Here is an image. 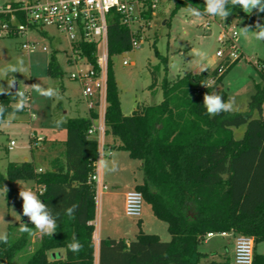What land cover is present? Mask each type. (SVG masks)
Masks as SVG:
<instances>
[{
	"label": "trees",
	"instance_id": "16d2710c",
	"mask_svg": "<svg viewBox=\"0 0 264 264\" xmlns=\"http://www.w3.org/2000/svg\"><path fill=\"white\" fill-rule=\"evenodd\" d=\"M192 4L205 12L204 0H178L177 6ZM232 15L245 16L248 24H264V13L255 10L245 14L239 6L228 4ZM10 15L0 14V23ZM83 55L96 64L97 47L94 43L79 46ZM131 33L116 18L108 27V87L106 125L107 134L118 141L117 148L129 152L141 161L144 179L136 185L153 214L167 223L171 239L162 240L157 234L139 231L132 240L101 238L98 248L94 239L96 200L89 175L98 156L96 139L88 136L91 120L87 116L67 119V137L63 155L51 160V168L39 170L33 161H12L6 175L0 171V189H8V202L14 201L11 183L34 180L42 202L59 213L58 229L53 236L42 235L27 223L31 232H20L16 238L0 242V264H11L27 247L34 250L24 264H199L208 255L200 249L208 233L230 232L253 236L255 247L264 241V62L262 82L256 83L249 109L209 116L203 107L205 93L216 92L225 100V90H216L228 70L237 62L226 61L214 70L186 73L174 80L167 78V57L162 80L163 99L158 104L142 105L130 114L121 109L119 89L113 71L112 56L131 50ZM50 76H62L64 71L53 53L47 65ZM158 73L152 70L150 87L158 85ZM210 84L205 87L203 85ZM0 94V105L13 112L16 92ZM27 105L16 113L29 109ZM246 125L242 138L234 137L233 128ZM44 186V191H38ZM72 204L79 207L74 217L64 209ZM39 233L33 242L34 234ZM75 234L83 245L72 252L68 244ZM34 243V244H33ZM57 248L65 250L64 257L51 258ZM213 264V262H212ZM254 264H264V255L256 254Z\"/></svg>",
	"mask_w": 264,
	"mask_h": 264
},
{
	"label": "rangeland",
	"instance_id": "374dc122",
	"mask_svg": "<svg viewBox=\"0 0 264 264\" xmlns=\"http://www.w3.org/2000/svg\"><path fill=\"white\" fill-rule=\"evenodd\" d=\"M223 25L238 32L236 41L241 48L242 56L228 70L216 90H225L229 97L235 98L234 111L248 110L251 96L256 90V83L263 80L261 69L264 62V41L255 40L251 34L245 39L239 34V27L251 26L250 30H254L255 26L248 24L245 16L229 15L225 20L209 15L193 17L188 14L185 6H177L175 0H163L149 18L139 46L112 56L122 112L130 114L138 105H153L162 101L161 83L166 70L160 55L167 57L166 75L170 80L186 73L202 71L193 63L195 60L193 49H201L208 53L204 69L214 70L223 65L225 59L217 55V51L223 46L220 39ZM28 40L34 42L35 46L25 49L22 45ZM70 50V42L65 33L51 25L45 26L41 31L32 30L27 35L0 36V91H7L8 84L14 79L18 90L20 88L29 96L28 110L16 113L10 123L0 124V171L4 175L10 162L24 161L26 157L30 158L37 167L50 169L55 154L60 157L63 155L61 149L56 153L53 151L52 142L56 139H65L67 119L86 116L87 103L81 94V86L79 82L71 79L70 75L77 68L88 69V65L83 62L68 64L66 52ZM53 53H56L64 71L62 76L53 77L47 73V65ZM228 53L229 51H226L225 56ZM125 59H128V64L123 63ZM20 61H23L25 70L12 73L10 68L19 67ZM154 69L159 76L158 85L150 87ZM38 83L44 88L58 89L60 98H45L25 87ZM261 114L264 115V103L262 113L258 109L253 111L254 117H260ZM61 118L63 122L58 124L57 121ZM245 131L246 125L233 128L234 137L242 138ZM38 138L42 139L38 141ZM107 139L114 146L113 160L116 161L118 170L109 172L108 175V172L103 171V178L108 186L104 192H109L111 196L107 200L108 197L103 192L101 198L97 199L95 236L109 234L134 239L135 231L139 230V220L125 214L121 190L128 189L125 188L126 184L142 182L144 172L140 160L130 157L128 151L117 148L118 141L113 140L112 136L108 135ZM11 140H15L16 144L10 150L8 146ZM105 160L108 161L109 157ZM115 181L120 184L116 185ZM21 187L37 193L34 180H17L11 183L15 197L13 202H8L5 191L0 189V232H6L11 238H16L20 234L17 228L10 230L9 227L22 221V199L19 197ZM143 206L144 210L149 208L145 201ZM149 210L148 212H151ZM153 218L163 226V230L160 227L151 228L149 219L146 218L147 231L162 236L165 231L169 239L167 223L157 217ZM33 237L35 242L39 233L34 234ZM226 239L220 234L206 237L200 249L209 255L203 257L199 264H212L213 261L216 264H234L232 247L227 244L228 248H225L223 244V241L227 242ZM33 250V245L27 247V250L20 252L11 264H24ZM256 254L264 255V241L256 245Z\"/></svg>",
	"mask_w": 264,
	"mask_h": 264
},
{
	"label": "built area",
	"instance_id": "2783aa9c",
	"mask_svg": "<svg viewBox=\"0 0 264 264\" xmlns=\"http://www.w3.org/2000/svg\"><path fill=\"white\" fill-rule=\"evenodd\" d=\"M163 0H0V14L10 15L9 21L0 23V36L27 35L32 30H43L51 25L65 33L70 42V52H66L68 64L83 62L88 69L77 68L71 72V79L79 82L81 94L87 103V117L91 125L87 131L89 137L98 143V156L95 168L89 175V182L95 190V200L101 198L108 188L103 179V170L99 161L109 157L114 149L107 139L106 109L108 87V27L116 18L121 25L129 28L131 33V47L137 48L142 40V33L148 25L149 18L154 14L159 3ZM176 2L178 0H175ZM109 18V19H108ZM220 37L223 43L217 55L226 61H235L242 56L240 46L236 41L238 32L223 25ZM84 43H94L97 47V62L93 64L82 54L79 46ZM29 40L22 47H34ZM46 49V47H44ZM229 51L225 56V52ZM128 64V59L123 61ZM42 138H38V141ZM35 142V141H34ZM16 144L10 141L11 150ZM36 144V142H35ZM42 193L44 186H39ZM144 195L134 188L125 195L124 212L129 217L138 218L142 214ZM95 226V220L92 221ZM98 248L100 238L95 236ZM230 232L219 233L222 236ZM216 233L210 232L207 237ZM255 239L253 236L234 235V264H254ZM97 264V263H96Z\"/></svg>",
	"mask_w": 264,
	"mask_h": 264
},
{
	"label": "clouds",
	"instance_id": "9594fccd",
	"mask_svg": "<svg viewBox=\"0 0 264 264\" xmlns=\"http://www.w3.org/2000/svg\"><path fill=\"white\" fill-rule=\"evenodd\" d=\"M231 3L234 6H239L240 9L248 15H251L255 10L257 13H264V0H205V12L202 13L198 8L194 7L192 4H188L186 11L189 15L193 17H201L202 15H209L212 17H219L225 20L229 15H231L228 10V4ZM251 26L239 27V34L245 39L249 38V35L257 40L264 41V24L257 22L255 24V29L250 30ZM193 55L195 60L193 63L201 70L205 68L204 62L208 57V53L201 49H193ZM24 66L23 61L19 62V67L12 66L10 71L12 73L23 72ZM15 80L8 84L9 88L7 91H0V94L8 93L9 89L13 87ZM205 87L210 86V84L203 85ZM37 92L40 96L45 98H60L59 90L53 87L44 88L39 83L32 84L31 86H25ZM17 98V103L15 105V110L13 112H7V110L0 105V124L10 123L12 119L15 118L16 112L22 110L28 103V97L25 92L19 90L14 95ZM203 107L209 116L215 117L221 113H230L235 110V98L229 97L225 100L220 94L216 92L205 93L203 96ZM63 118L57 121V123H62ZM99 167L101 170L106 172H115L118 170L116 161H111V166H109V161L100 160ZM4 191L7 193L8 189L4 187ZM19 197L22 199V214L27 217L28 220L33 225V228L41 233L42 235L53 236L57 232L59 227L58 219L59 213H55L52 208H50L46 203L42 202L37 193L31 189L21 187L19 191ZM77 204H72L66 209H64L65 215L69 217H74L77 209ZM20 217V216H19ZM19 231L31 232L27 223H20ZM0 242L7 244L8 235L6 232H0ZM83 245L77 240L75 234L72 236V241L68 244V248L76 253L79 252Z\"/></svg>",
	"mask_w": 264,
	"mask_h": 264
},
{
	"label": "crops",
	"instance_id": "0c3cea01",
	"mask_svg": "<svg viewBox=\"0 0 264 264\" xmlns=\"http://www.w3.org/2000/svg\"><path fill=\"white\" fill-rule=\"evenodd\" d=\"M88 112V111H87ZM86 116H87V114H86ZM66 137H67V134H66ZM66 137H65V139H66ZM65 139H62V140H54L52 143V145H54L52 148H53V151H55V153L57 152V150H59V149H61V150H63L64 151V140ZM112 139H113V137H112ZM57 156H59V155H57V154H55V156L54 157H57ZM25 160H29L30 161V158H28V157H26L25 158ZM24 160V161H25ZM109 166H111V161H113V152H112V154L109 156ZM17 162H21V161H17ZM34 163V162H33ZM37 167V166H36ZM39 170H42V171H44V170H47V169H44V168H41V167H37ZM109 174V172L107 173V175ZM108 177V176H107ZM104 179V178H103ZM104 181H105V179H104ZM116 182V181H115ZM138 183H141V182H137V183H131V184H126L125 185V188H128V189H123V190H121V196H122V206H123V208H124V205H125V195H126V193L129 191V190H132V189H134V188H136V185L138 184ZM120 183H118V182H116V185H119ZM123 188V187H122ZM104 193H106V192H104ZM103 195V194H102ZM108 198H107V200H109V198H110V196H111V194H109V192L108 193H106L105 194ZM106 200V201H107ZM149 206V208H146V210H142V214H141V216L140 217H138V220H139V225H138V228H139V230L138 231H135L136 232V234L139 232V231H144V232H146V233H151L152 231H147L148 229L146 228V220L147 219H149V226L151 227V228H161L162 230H163V226H161L160 224H158V222L156 221V220H154V218L153 217H156L154 214H153V211H152V208H151V206H150V204H148ZM144 207V206H143ZM150 209V210H149ZM148 210L149 211H151V212H148ZM151 213V214H150ZM21 214H22V207H21ZM151 215H153V216H151ZM147 218V219H146ZM19 222H30V221H28V218L27 217H25V216H23V214H22V221H19ZM137 230V229H136ZM167 231H168V227H167ZM155 234H157L162 240H166V241H168V240H170L171 239V235H170V238L168 239V237H167V234L165 233V231L163 232V236L161 235V234H159V233H155ZM170 234V233H169ZM119 237H115V236H113V235H109V234H106V235H101L99 238L101 239V238H116V239H121V238H123V239H125L126 241H129V240H132L131 238H126V237H122V236H120V235H118ZM136 236V235H135ZM222 236V235H221ZM213 237V236H212ZM222 237H224V238H227L226 240H227V242L226 241H223V244H224V247L225 248H228V245L227 244H229L231 247H232V254H233V256H234V234H232V233H229L228 235H226V236H222ZM33 239H34V237H33ZM255 250H256V247H255ZM204 252V251H203ZM216 252H218V251H216ZM207 253V252H206ZM51 255H50V257L51 258H57V257H64L65 256V250L63 249V248H57V249H54V250H52L51 251V253H50ZM208 254V253H207ZM218 254V253H217ZM217 254H215L216 256H217ZM221 254V253H220ZM209 255V254H208ZM207 255V256H208ZM234 258V257H233ZM218 263V262H217ZM213 264H216V262L215 261H213Z\"/></svg>",
	"mask_w": 264,
	"mask_h": 264
},
{
	"label": "water",
	"instance_id": "95a60500",
	"mask_svg": "<svg viewBox=\"0 0 264 264\" xmlns=\"http://www.w3.org/2000/svg\"><path fill=\"white\" fill-rule=\"evenodd\" d=\"M11 91H13V92H17L18 91L17 84H14V86L11 88Z\"/></svg>",
	"mask_w": 264,
	"mask_h": 264
}]
</instances>
